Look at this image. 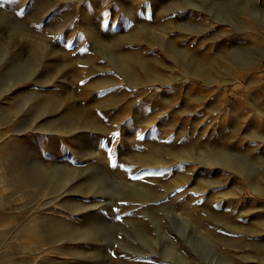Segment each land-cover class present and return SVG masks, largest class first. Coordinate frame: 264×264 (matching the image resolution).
I'll list each match as a JSON object with an SVG mask.
<instances>
[{
  "label": "rangeland",
  "instance_id": "374dc122",
  "mask_svg": "<svg viewBox=\"0 0 264 264\" xmlns=\"http://www.w3.org/2000/svg\"><path fill=\"white\" fill-rule=\"evenodd\" d=\"M0 264H264V0H0Z\"/></svg>",
  "mask_w": 264,
  "mask_h": 264
}]
</instances>
